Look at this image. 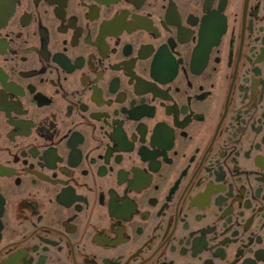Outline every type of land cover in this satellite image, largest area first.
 <instances>
[{
    "label": "flooded vegetation",
    "instance_id": "af4514ba",
    "mask_svg": "<svg viewBox=\"0 0 264 264\" xmlns=\"http://www.w3.org/2000/svg\"><path fill=\"white\" fill-rule=\"evenodd\" d=\"M0 264H264V0H0Z\"/></svg>",
    "mask_w": 264,
    "mask_h": 264
}]
</instances>
